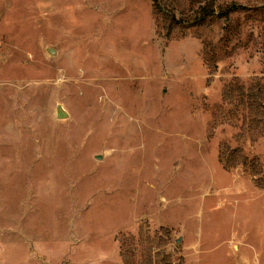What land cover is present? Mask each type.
I'll list each match as a JSON object with an SVG mask.
<instances>
[{
	"label": "rangeland",
	"instance_id": "rangeland-1",
	"mask_svg": "<svg viewBox=\"0 0 264 264\" xmlns=\"http://www.w3.org/2000/svg\"><path fill=\"white\" fill-rule=\"evenodd\" d=\"M156 3L0 0V264H264V0Z\"/></svg>",
	"mask_w": 264,
	"mask_h": 264
},
{
	"label": "trees",
	"instance_id": "trees-1",
	"mask_svg": "<svg viewBox=\"0 0 264 264\" xmlns=\"http://www.w3.org/2000/svg\"><path fill=\"white\" fill-rule=\"evenodd\" d=\"M156 2H158V0H155V4H157ZM158 7H157V9L156 10H158L159 12L160 11H162V13H164L165 11H166V7L168 6L167 5V3L166 2H164L163 4H161V3H159L158 5H157ZM238 8V7H237ZM201 9V10H200ZM236 9V6L235 5H233V6H231V7H228L227 9H226V12H230V11H234ZM239 9V8H238ZM168 10L169 11H166L167 13H168V15H170V17H171V22H173V23H171V25L172 24H174V23H176V22H178V21H180V19H178L177 18V14H176V11H175V9H173V8H169L168 7ZM208 10L206 9V7H204V6H202L201 8H198L195 12H193V14L190 16L192 19H194V20H199V19H201L202 17H203V15H205V13L207 12ZM259 90V89H258ZM257 90V91H258ZM242 95H243V97L245 96V94H244V92L242 93ZM246 99H247V101H248V103L250 104V106H260L261 107V109H264V94H261V96L260 95H257V94H255V93H252V92H250L249 94H248V96H246ZM260 104V105H259ZM244 159V163H247V161H248V159H246L245 157L243 158ZM252 164L255 166L254 168H258V164H257V162L255 163V162H252ZM166 264H172V262H168V263H166Z\"/></svg>",
	"mask_w": 264,
	"mask_h": 264
},
{
	"label": "water",
	"instance_id": "water-1",
	"mask_svg": "<svg viewBox=\"0 0 264 264\" xmlns=\"http://www.w3.org/2000/svg\"><path fill=\"white\" fill-rule=\"evenodd\" d=\"M61 117L63 116V112L62 111H60V114H59Z\"/></svg>",
	"mask_w": 264,
	"mask_h": 264
}]
</instances>
